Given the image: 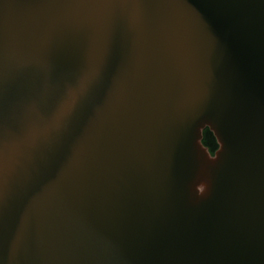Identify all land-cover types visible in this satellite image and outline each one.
<instances>
[{
    "label": "water",
    "instance_id": "1",
    "mask_svg": "<svg viewBox=\"0 0 264 264\" xmlns=\"http://www.w3.org/2000/svg\"><path fill=\"white\" fill-rule=\"evenodd\" d=\"M0 264H264V0H0Z\"/></svg>",
    "mask_w": 264,
    "mask_h": 264
},
{
    "label": "trees",
    "instance_id": "2",
    "mask_svg": "<svg viewBox=\"0 0 264 264\" xmlns=\"http://www.w3.org/2000/svg\"><path fill=\"white\" fill-rule=\"evenodd\" d=\"M202 142L205 146L208 147V149L211 152H213L217 148L215 138H214L213 134L207 128H205V130L203 131Z\"/></svg>",
    "mask_w": 264,
    "mask_h": 264
}]
</instances>
